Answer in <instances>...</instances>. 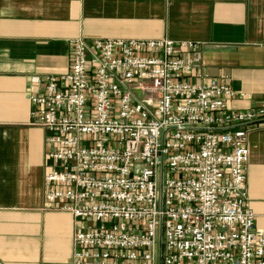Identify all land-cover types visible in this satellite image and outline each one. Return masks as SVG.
I'll list each match as a JSON object with an SVG mask.
<instances>
[{
	"label": "built area",
	"instance_id": "1",
	"mask_svg": "<svg viewBox=\"0 0 264 264\" xmlns=\"http://www.w3.org/2000/svg\"><path fill=\"white\" fill-rule=\"evenodd\" d=\"M72 44L70 71L31 103L58 166L46 200L75 220L73 264H264L246 177L264 109L192 81L197 43Z\"/></svg>",
	"mask_w": 264,
	"mask_h": 264
},
{
	"label": "crops",
	"instance_id": "2",
	"mask_svg": "<svg viewBox=\"0 0 264 264\" xmlns=\"http://www.w3.org/2000/svg\"><path fill=\"white\" fill-rule=\"evenodd\" d=\"M79 38L197 43L192 81L229 86L231 110L264 109V0H0V264H73L75 220L46 200L58 166L31 97L70 71ZM249 149L248 199L264 230V121Z\"/></svg>",
	"mask_w": 264,
	"mask_h": 264
}]
</instances>
